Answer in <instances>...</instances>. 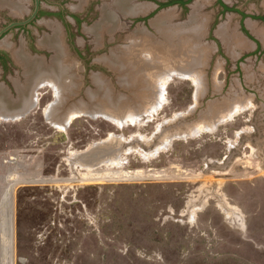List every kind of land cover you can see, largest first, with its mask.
Masks as SVG:
<instances>
[{"label": "rangeland", "instance_id": "374dc122", "mask_svg": "<svg viewBox=\"0 0 264 264\" xmlns=\"http://www.w3.org/2000/svg\"><path fill=\"white\" fill-rule=\"evenodd\" d=\"M18 1L22 14L0 8V30L33 12L34 0ZM167 1L130 0L146 10L113 9L116 27L98 35L92 29L112 0H42L52 16L0 39L9 58L0 88L15 100L27 77L3 44L52 64L54 52L39 45L53 36L51 22L82 80L65 115L96 92L95 76L140 100L115 111L125 114L120 127L88 112L60 128L47 116L56 91L43 82L23 117L0 116V264H264V23L255 19L264 0H221L243 15L219 0L158 8ZM61 8L67 26L54 14ZM68 13L81 16L80 28ZM159 17L162 32L152 24ZM222 25L246 47L232 37L230 49ZM138 44L143 66L154 55L156 70L136 69ZM113 51L130 60L119 73L103 59ZM201 124L210 129L195 132Z\"/></svg>", "mask_w": 264, "mask_h": 264}, {"label": "bare ground", "instance_id": "6f19581e", "mask_svg": "<svg viewBox=\"0 0 264 264\" xmlns=\"http://www.w3.org/2000/svg\"><path fill=\"white\" fill-rule=\"evenodd\" d=\"M80 1H81V3H83L84 0H80ZM112 1H113L112 7L108 6L109 4L106 5L101 22L92 29L93 32L98 34V35L101 34L102 31H104V30L107 32H112V30L116 27V25H117L116 19L117 18L115 17L116 14L114 13L115 10H113V9H116L120 12H123L124 14H138V13L144 12L146 10V9L143 10L142 7H139V6L130 7V4H131L130 0H112ZM199 5L200 4L198 3L196 8H199L200 7ZM24 7H25V5H23L19 1L15 2V0H0V8H8L10 11H12L15 14H22L25 10ZM195 13H196V10H195ZM194 18H195V16H194ZM196 18L199 19V14L196 15ZM163 19H164V17H161V18L159 17V18L155 19V21H153V23H152L153 27H155L156 29L161 31L162 30L161 24L163 22ZM195 20H197V19H195ZM53 23L54 22H51V23H48L46 25L49 28L53 29V31H54L53 36L47 35L46 37L42 38L40 40V43H39V45H40V47H42V49L44 48V49H47L49 51L54 52L55 57L53 58V60L51 62L52 64L46 63L44 59L39 58V57H36V58L30 57L29 56L30 54H27L24 51L25 49H23V47L15 50L12 48L11 44H9V43L3 44V47L13 50L14 53H12V54L14 55V58H15L14 61L16 60V63H18V65H20L24 68V72L26 75L25 77H27V86L24 87V86L18 85L20 87V89H19V93H18V100H16V101L14 100L15 98L13 99L11 97V95L9 96V94L5 91V89L1 90V88H0V116H5L6 114L12 113V114H19L17 116L23 117V115L26 112H22V111L24 109L27 110L30 106H33V101L31 102L32 104H30L29 99H30V92L33 91L34 86L37 85L38 87H40L42 84H44L43 82H49L50 84H52L53 88L56 91V98H57L56 101L58 103L57 107H55L54 105L51 106V108L49 109L50 110L49 113L47 111V116L53 122L54 125H57L60 128H64L69 124L71 119L79 118L83 114L85 115L88 112H90V113H96V114L101 115V116H105L113 124L120 127L123 124L122 119L124 118L125 114L123 112L120 113V112H115V111L118 110V108H123V110H125V108H127L126 107L127 103L125 101L126 98H123V96L122 97L117 96L114 93L113 87L111 86V84L110 83H109L110 85L106 84L105 81L101 77H98V76H95L93 78L94 84H96V90H95L96 92H93V93L91 91L88 92V95H87L88 101L85 102L84 100H82L85 103H83V102L77 103V105L75 107L76 109H74V110L71 109V112L67 113V115H65L66 114L65 112L67 110L66 105H68V102L71 99L75 98L74 97L76 95L75 92H77V93L80 92V88H81L80 81H82V80H80L79 82L76 81L77 75L75 76L72 73L74 71L75 64L73 61H71V60H70L71 62L69 61L68 54H67V52L69 50L67 51V49H66L67 47H66L65 42H64L65 40L63 37L61 27L58 24L55 25ZM229 30H230V28L227 26H224V25H222L218 30L219 35L223 38L226 45L230 49H232V47L230 46V43H232L233 39L235 38L234 42L240 48H242V49L245 48L246 47L245 42L243 40H241V38L239 36L234 37L235 34L230 35ZM139 35H143L144 38L147 37L145 33L144 34L140 33ZM232 37H234V38L232 39ZM234 42L232 43V45H234ZM147 44H149V43H147ZM138 50H139V44L135 46V52L136 53H133V56H130V59L135 61L136 69L140 70L142 68H147V69H151V71H152V70H156L157 67H159V61L156 59V57L154 55L152 57L153 60H150V59L146 60L149 63H144V66H143V62H142L141 58H139V56H138ZM196 52H199V50ZM150 53H152V52H150ZM197 54H199V53H197ZM197 58H198V55H197ZM103 59H104V62L107 65L111 66V68H113V70L117 71V73H119L118 71H121L122 70L121 68L123 67L122 65H121V67L118 66V64L119 65L123 64L124 62L129 60V58L127 56L126 57H123L121 55L119 56V51H118V54L113 51L111 53V55L106 56ZM146 61H144V62H146ZM184 61L187 63V65H189V66H187L189 68L191 67V65L194 64V62L190 63V58H184ZM197 61L199 64L200 60L197 59ZM185 62H184V64H185ZM178 71H180V70H178ZM75 72H76V69H75ZM180 74L183 75L184 77L193 78L194 82L195 83L197 82L196 84H199L198 83L199 81H198L196 76L190 77L186 73V71H182V73H180ZM144 75H142L143 78H144ZM79 76H81V75H79ZM121 78H122L121 83L123 85H125L126 83L128 84L130 82V80H127L128 78H124V77H121ZM104 79H106V78H104ZM128 85H130V84H128ZM127 90L128 89H126V91ZM130 90H129V92H130ZM77 96H79V95H77ZM148 96H149V94H148ZM32 97L34 98V96H32ZM33 98H31V99L33 100ZM126 100H128L129 104L134 103L137 105L140 102L139 99H135L134 97L131 98L129 96L127 97ZM129 100H131V101H129ZM159 103H160V97L158 96V98L156 100V104H159ZM70 106L71 105H69V107ZM139 108L143 109L141 107H138L137 109H139ZM215 108H219V107H215ZM215 108H214V110H215ZM58 110H59V112H57ZM69 111H70V109H69ZM213 113H216V112L214 111ZM227 119H229V118H227ZM209 127H210V125L201 124L198 126V128L195 130V132L200 133V132H202V130L208 131L210 129ZM108 148H109V146H108ZM95 155H96V153H95ZM96 157H97V155H96ZM98 157H99V155H98Z\"/></svg>", "mask_w": 264, "mask_h": 264}, {"label": "flooded vegetation", "instance_id": "af4514ba", "mask_svg": "<svg viewBox=\"0 0 264 264\" xmlns=\"http://www.w3.org/2000/svg\"><path fill=\"white\" fill-rule=\"evenodd\" d=\"M40 1H42V0H40ZM158 8H159V5H158ZM66 13H67L66 9H63V8H61L58 13H54L55 16L59 17L62 20L63 25H65V26H67V20H66V16H65ZM52 14H53L52 12H46L41 7V11L39 12L37 18L32 23L36 22V20H38L42 15L52 16ZM68 14L71 15V17L75 21V25H77L80 28V25L82 23L81 16H79L78 14H73V13H68ZM31 24H29V25H31ZM29 25H27L25 27L24 26L18 27V28H23L25 30V29H27V27ZM0 64L5 69V71H7V69L9 68V58H8V56L4 52H1V51H0Z\"/></svg>", "mask_w": 264, "mask_h": 264}, {"label": "water", "instance_id": "95a60500", "mask_svg": "<svg viewBox=\"0 0 264 264\" xmlns=\"http://www.w3.org/2000/svg\"><path fill=\"white\" fill-rule=\"evenodd\" d=\"M35 2V6H34V10L31 13V15L24 21L22 22H12L9 25H7L6 27H4L2 30H0V39L6 34L8 33L10 30L17 28V27H22V26H27L29 24H31L38 16L39 12L41 11V1L40 0H34ZM13 98V97H12ZM14 99V98H13ZM15 100V99H14ZM16 101V100H15ZM26 109H24L22 112H26ZM24 114V113H23Z\"/></svg>", "mask_w": 264, "mask_h": 264}, {"label": "trees", "instance_id": "16d2710c", "mask_svg": "<svg viewBox=\"0 0 264 264\" xmlns=\"http://www.w3.org/2000/svg\"><path fill=\"white\" fill-rule=\"evenodd\" d=\"M193 0H169L167 2L164 3H158L159 8L163 9V8H167V7H171V6H175V5H179L183 8H186V6L188 4H190ZM219 4L224 8V10L226 12H237L240 13L238 10H236L235 8H230L229 6H227L226 4H224L221 0H219ZM255 19L261 20L264 22V16L261 17H257ZM243 31L250 37L249 33L247 32L246 29H243Z\"/></svg>", "mask_w": 264, "mask_h": 264}, {"label": "crops", "instance_id": "0c3cea01", "mask_svg": "<svg viewBox=\"0 0 264 264\" xmlns=\"http://www.w3.org/2000/svg\"><path fill=\"white\" fill-rule=\"evenodd\" d=\"M224 11H225V10H224ZM238 11H239V10H238ZM239 12H240L239 14H242V15H243V13H242L241 11H239ZM255 18H257V17H255ZM260 21H261V20H260ZM262 22H263V21H262ZM263 23H264V22H263ZM257 47H259V43L256 42V48H257ZM220 112H221V111H219V113H220Z\"/></svg>", "mask_w": 264, "mask_h": 264}]
</instances>
